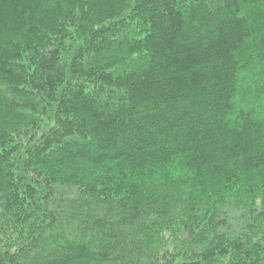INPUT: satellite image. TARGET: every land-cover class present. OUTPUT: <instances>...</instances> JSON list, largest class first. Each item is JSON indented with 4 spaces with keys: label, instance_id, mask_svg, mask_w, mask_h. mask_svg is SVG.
<instances>
[{
    "label": "trees",
    "instance_id": "1",
    "mask_svg": "<svg viewBox=\"0 0 264 264\" xmlns=\"http://www.w3.org/2000/svg\"><path fill=\"white\" fill-rule=\"evenodd\" d=\"M0 264H264V0H0Z\"/></svg>",
    "mask_w": 264,
    "mask_h": 264
}]
</instances>
